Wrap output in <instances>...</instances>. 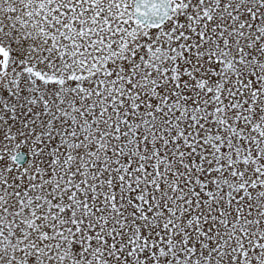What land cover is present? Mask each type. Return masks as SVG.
<instances>
[{
    "label": "snow or ice",
    "instance_id": "6c2138e0",
    "mask_svg": "<svg viewBox=\"0 0 264 264\" xmlns=\"http://www.w3.org/2000/svg\"><path fill=\"white\" fill-rule=\"evenodd\" d=\"M0 264H264V0H0Z\"/></svg>",
    "mask_w": 264,
    "mask_h": 264
}]
</instances>
